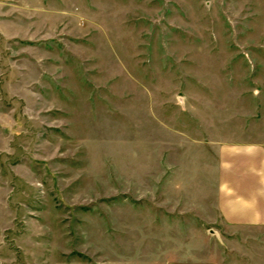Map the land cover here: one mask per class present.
<instances>
[{"label":"rangeland","instance_id":"1","mask_svg":"<svg viewBox=\"0 0 264 264\" xmlns=\"http://www.w3.org/2000/svg\"><path fill=\"white\" fill-rule=\"evenodd\" d=\"M263 60L264 0H0L3 263L156 264L149 224L199 203L176 130L250 119Z\"/></svg>","mask_w":264,"mask_h":264},{"label":"crops","instance_id":"2","mask_svg":"<svg viewBox=\"0 0 264 264\" xmlns=\"http://www.w3.org/2000/svg\"><path fill=\"white\" fill-rule=\"evenodd\" d=\"M257 66L263 73L255 76L256 81L264 85V60ZM258 97V107L246 110L251 113L248 120L239 117L229 125L209 123L176 130L182 142L179 162L189 164L182 176L193 181L177 193L193 202L198 198L200 204L181 205L179 212L186 216L150 223L156 230L146 238L155 246L147 249L148 242H139L141 259L155 258L156 264H264L259 250L264 243L260 234L264 233V90L258 91ZM215 226L230 229L256 246L241 253L219 250L213 246V230H207ZM155 249L157 254L151 253ZM4 260L0 258V264Z\"/></svg>","mask_w":264,"mask_h":264}]
</instances>
